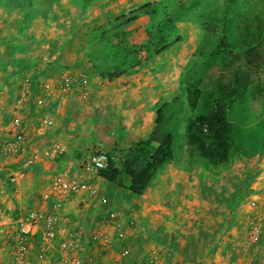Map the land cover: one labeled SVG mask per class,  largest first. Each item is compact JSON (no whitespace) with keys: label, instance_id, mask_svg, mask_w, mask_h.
<instances>
[{"label":"rangeland","instance_id":"1","mask_svg":"<svg viewBox=\"0 0 264 264\" xmlns=\"http://www.w3.org/2000/svg\"><path fill=\"white\" fill-rule=\"evenodd\" d=\"M153 2H161L157 14L140 15L128 24L118 21L120 16ZM178 2L184 0H0V37H13L20 49L33 52L29 55V64L35 67L32 75L49 64L58 73L65 69L73 75H85L86 86L73 92L84 97V106L69 111L70 118L86 126L91 133L88 143L99 147L79 149L83 163L95 152L119 164L130 145L146 139V126L153 125L162 104L173 106L175 99L184 100L179 77L201 40L197 18L186 14L167 22L161 30L166 43L157 47L168 46L163 53L150 55L141 48L149 34L158 33ZM44 56L47 62L42 60ZM115 66L126 69V73L110 79ZM184 108L182 105V111ZM262 115L264 97L248 100L228 112V118L241 126L242 140L238 150L219 166L189 157L182 139H178L173 160L156 172L140 199L117 185L92 182L99 196L94 201L101 205L103 199V206L107 204L99 206L102 214L129 207L124 215L131 231L138 224L131 217L136 205L146 202L153 211L152 220L140 230L144 245L129 244L127 264H200L199 259L212 256L211 242L221 231L215 229L214 213L225 212L226 221L241 202L244 207L251 206L245 198L254 188L264 191V142L259 148L246 142L249 130ZM12 132L0 136V149ZM258 218L252 215L243 227L245 238L249 223ZM227 231L220 237H227ZM153 256L157 261H152Z\"/></svg>","mask_w":264,"mask_h":264},{"label":"trees","instance_id":"2","mask_svg":"<svg viewBox=\"0 0 264 264\" xmlns=\"http://www.w3.org/2000/svg\"><path fill=\"white\" fill-rule=\"evenodd\" d=\"M159 10L161 2L145 4L118 21L132 23L140 15H154ZM186 14L197 18L202 35L179 77L184 100L175 99L173 106L162 104L148 137L130 145L119 164L108 158L106 166L95 173L133 197H141L156 172L173 160L175 142L180 138L189 157L203 159L211 166L224 164L242 140V128L228 118V112L264 97V0L178 2L157 36L149 34L141 48L150 55L166 51L168 46L157 50L167 40L161 30L167 22ZM125 73L126 69L115 66L110 79Z\"/></svg>","mask_w":264,"mask_h":264},{"label":"crops","instance_id":"3","mask_svg":"<svg viewBox=\"0 0 264 264\" xmlns=\"http://www.w3.org/2000/svg\"><path fill=\"white\" fill-rule=\"evenodd\" d=\"M31 41L35 42L33 39ZM18 45V40L13 37L9 39L0 37V136L6 131H14V122L19 121V126L25 130L30 139L27 149L15 160L5 161L0 156V209L12 208L15 211L39 207L42 195L48 192L53 177L58 173L66 172L71 176L90 182L95 181L98 184L107 183L96 174L87 172L82 165L83 159L80 157L79 149L99 147L94 143H88L91 133L87 131L86 126L80 122L75 123L70 118L72 112L69 111L74 110L77 105L84 106L81 105L84 97L74 95L73 92L77 87L67 95L57 90L61 74L71 71L62 69L58 73L55 69H51L49 64L44 65L40 72H33L32 75L31 71L35 67L31 68L29 55L33 52L28 50L29 48L20 49ZM23 76L26 77L24 80ZM46 118L51 119V125L42 124ZM140 122L138 120L137 124L140 125ZM153 127L154 123L146 126L143 138L148 137ZM54 144H61L65 151L58 158L50 159L46 153ZM34 154L37 159L28 166L27 159ZM129 195L132 196L130 193ZM154 199H158V196ZM245 199L249 200L251 206L244 207V202H241L236 211L229 212L226 221L223 220L225 212L214 213L217 218L214 223L215 229L220 228L221 231L211 242L210 246L214 247L212 256L199 259L200 264H264V239L254 248L247 249L244 246V230L242 231L252 215L263 219L264 222V191L254 188V192L248 194ZM106 205L103 206L102 202L100 205L94 201V198L81 192L64 201L62 214L70 220L74 228L83 230L89 236L102 230L112 237L113 245L108 252L102 253L101 257L104 264H112L117 258L119 243L117 230L111 224H106L108 216L113 215L115 222L119 223V231L130 251V243L131 246L144 245L145 239L140 236V230L152 220L153 211L146 206V202L136 205V212L134 211L131 217L138 224L137 228L131 231L127 226V217L124 215L126 208L129 207H119L113 212L102 214L99 206L102 208ZM218 222L222 225L219 226ZM225 229L228 230V236L220 237ZM37 252V241H34V257ZM90 253L97 254V249L91 242L86 241L79 256ZM48 256L44 264H62L55 250ZM127 263L125 258L120 264ZM0 264H11L9 250L1 237Z\"/></svg>","mask_w":264,"mask_h":264},{"label":"built area","instance_id":"4","mask_svg":"<svg viewBox=\"0 0 264 264\" xmlns=\"http://www.w3.org/2000/svg\"><path fill=\"white\" fill-rule=\"evenodd\" d=\"M42 60L47 62V56H44ZM86 81L84 74L73 75L63 72L57 90L67 95L74 87L84 86ZM19 124V121L14 122L15 130L4 140L0 149V156L5 161H13L21 156L30 142L28 134ZM42 124L51 125V119H44ZM64 151V146L54 144L46 155L50 159H56ZM36 159L35 154L31 155L26 164L32 165ZM107 160L108 157L105 154L94 152L87 157L83 168L95 174L98 169L106 166ZM81 192L91 198L98 197L92 182L62 172L53 177L48 192L42 195L39 207L17 211L12 208L0 209V237L3 238L9 250L11 264H44L45 258L53 250L62 264H104L101 260L102 253L108 252L113 245L112 237L102 230L89 236L83 230L74 228L70 220L62 214L64 201ZM101 202L104 204L105 200L102 199ZM106 224H111L117 230L119 248L117 258L112 264H120L129 254V249L119 231V223L115 222L113 215L108 216ZM263 233V220L258 218L251 221L247 227L245 248H254L262 240ZM34 241H37L38 249L35 257L33 256ZM86 241L92 243L97 249V254L90 253L80 257L79 252ZM152 261H157L156 256H153Z\"/></svg>","mask_w":264,"mask_h":264},{"label":"clouds","instance_id":"5","mask_svg":"<svg viewBox=\"0 0 264 264\" xmlns=\"http://www.w3.org/2000/svg\"><path fill=\"white\" fill-rule=\"evenodd\" d=\"M259 119V122L249 130L246 142L248 146L259 148L261 143L264 142V115Z\"/></svg>","mask_w":264,"mask_h":264}]
</instances>
